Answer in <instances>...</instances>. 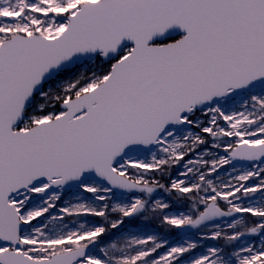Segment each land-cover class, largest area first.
Wrapping results in <instances>:
<instances>
[{"label":"snow or ice","instance_id":"6c2138e0","mask_svg":"<svg viewBox=\"0 0 264 264\" xmlns=\"http://www.w3.org/2000/svg\"><path fill=\"white\" fill-rule=\"evenodd\" d=\"M0 264H264V0H0Z\"/></svg>","mask_w":264,"mask_h":264}]
</instances>
